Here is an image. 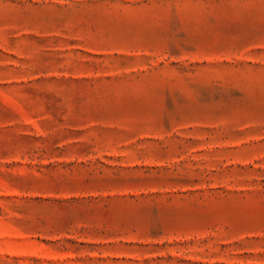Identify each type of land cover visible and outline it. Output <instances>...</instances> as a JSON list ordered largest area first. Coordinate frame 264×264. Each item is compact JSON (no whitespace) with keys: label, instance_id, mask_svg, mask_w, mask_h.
Returning a JSON list of instances; mask_svg holds the SVG:
<instances>
[{"label":"rangeland","instance_id":"obj_1","mask_svg":"<svg viewBox=\"0 0 264 264\" xmlns=\"http://www.w3.org/2000/svg\"><path fill=\"white\" fill-rule=\"evenodd\" d=\"M0 264H264V0H0Z\"/></svg>","mask_w":264,"mask_h":264}]
</instances>
